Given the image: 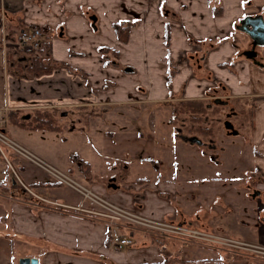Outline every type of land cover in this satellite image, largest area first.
<instances>
[{
    "label": "crops",
    "instance_id": "crops-1",
    "mask_svg": "<svg viewBox=\"0 0 264 264\" xmlns=\"http://www.w3.org/2000/svg\"><path fill=\"white\" fill-rule=\"evenodd\" d=\"M4 2L11 13L5 20L0 14L2 130L120 207L264 243V46L253 48L242 25L247 17L264 20V0ZM117 24L129 28L125 41L115 37ZM32 27L41 30V46L23 52L14 42ZM23 60H39L52 66L51 72L33 78L19 74L14 61L29 63ZM104 60L118 66L104 67ZM187 60H193V68ZM170 64L177 69L171 87ZM208 73L239 104L237 112L248 106L244 140L254 159L243 175L219 178L200 169L193 155L175 150L166 111L158 123L160 105L133 102L138 75L144 80L145 102L157 103L172 100L169 88L184 100L202 99L212 83ZM105 81L115 82L107 92ZM10 110L23 111V117L32 110L49 111L58 117L60 130L15 128L6 119ZM25 162L16 157L12 166L36 196L11 181L8 193L15 196L3 192L0 213L5 212L1 218L9 224L0 227L7 253L0 264H17L20 258H34L38 264H246L229 252L151 236L95 215L93 204ZM8 173L6 169L0 177ZM120 239L132 244H119ZM44 250L48 252L41 256ZM15 251L22 252L17 262Z\"/></svg>",
    "mask_w": 264,
    "mask_h": 264
},
{
    "label": "rangeland",
    "instance_id": "rangeland-1",
    "mask_svg": "<svg viewBox=\"0 0 264 264\" xmlns=\"http://www.w3.org/2000/svg\"><path fill=\"white\" fill-rule=\"evenodd\" d=\"M5 5H6V7H5ZM8 8H9L8 4H5L4 0L3 1L0 0V14H1V16H2L1 18H3V20H5V17L9 16L11 13L10 10H9V12H7ZM121 8L125 9L123 3L121 4ZM7 13H9V15ZM117 39H118V37H117ZM101 50L105 51L106 47L102 48ZM22 51L24 52V51H26V49L23 48ZM23 61L29 62V63H20L19 64V62L17 63L14 61L15 64H18V67L16 68V70L19 74L21 73L27 77L33 78V77L40 75L42 73L51 72L52 66H50V67L46 66V65L42 66L39 60H23ZM47 63H50V62L46 60V64ZM54 65H56V64H53V67H54ZM35 66H39L40 69L36 68ZM190 66L193 68L192 62H190ZM26 67H28V68L26 69ZM40 70H43V71L39 72ZM30 71H33L34 73L35 72H38V73L32 74ZM121 73H123V71ZM108 74H109L108 77L113 78V74H111L110 72ZM152 77H153V75H152ZM87 83H89V81ZM114 83L110 82V81H107L105 83L106 86H103V87H105L106 92L110 88H112ZM134 84H136V86H135L136 94L133 97V100H134L133 102L138 104L136 101L140 100V102H141L140 104H144L145 106L147 104H152V105L158 104V105H160L161 107L159 109L162 110V113H159V112L157 113V120H158L157 122L158 123H159V121H161V122L164 121V119H165V113L164 112L165 111H166V117H167L166 119L170 118V116H171V112H169L170 111V104H172V102L173 103L177 102L179 99H181V97H176L175 99L177 101L174 100V101H170V102H164V101H157V103H151L149 101L145 102V99L147 100V96L145 95V92L144 93L139 92L140 88L144 89V80H142L140 75L137 76V81ZM213 88H215L216 92L214 94H211V95L203 96L202 99H205L204 101L212 104V97H214V96L219 97L222 100H224L227 97L225 95L226 93H224V91L221 89L220 86L215 85L214 87H212V84H211V89H213ZM168 93L169 94L172 93L170 88L168 89ZM212 95H214V96H212ZM229 101L230 102H229L228 106H233V109L239 110V104H236L237 102L234 99L233 100L229 99ZM133 102H131V103H133ZM228 106H214L213 105L214 109H212L206 115L207 116L206 117V123L207 124H209V122H214V124L212 125V127H213L212 131H211L213 133H212V135H210L211 138L214 139V141L211 142L212 143L211 145H209L210 142H209L208 138H202L203 142L207 145L204 144L201 146H198L194 143H190L188 141H184V140L181 141L179 138H177V136L175 134L176 131L174 128L177 126H181L182 123L185 124V129H184L185 134H187L189 136L195 135V136L199 137L198 133H195V132L187 133L188 130H187L186 126L190 127V123H189V121H187V120H189L188 119L189 117L187 118V115H182V118H181V116L180 117L178 116L177 119L174 120V122H173L174 127L172 126V128H173L172 134H174V136H175V139L173 141L174 146H175V150L177 148H179V152L184 151V153L187 155H189V154L193 155L192 158H194V160H196V163L200 169L209 170L208 172L210 174L213 172V175H215L219 178L223 177L225 174H228V173L237 174V175H239V174L243 175V174L247 173V171L250 170L249 167L251 166V160L254 159L252 151H251V147L249 146V144H246V142L244 140L245 130H246V128H248V126H247L248 125L247 124V122H248V116H247L248 106L246 107V111L239 112L235 118L230 117V122L233 124V127L236 129L238 134L227 135L225 132L224 126H223V121L225 118V112H228V109H229ZM167 123H168V121H167ZM243 124H244V126H243ZM170 127H171V125H170ZM193 129H195V127ZM191 131H194V130H191ZM211 154L215 155V157L217 158V159L215 158L216 161L214 162V165H212L213 160L212 161L210 160ZM12 164H13V161H11V165ZM6 169H7V167H6L4 160H2L0 158V172H4ZM201 173L209 175L207 172H201ZM5 182L0 183V199H2L3 197H6L5 195H3V192H6L9 196H12V197L15 196L14 194L8 193L9 191L7 189L8 188L7 186H12L10 184V181L8 180ZM17 187H20V186L18 185ZM58 187L65 190L66 192L68 190H72L66 186L64 187V186L59 185ZM72 191L75 192L74 190H72ZM79 197H80V195H79ZM128 210H130V209H128ZM130 211L141 214L138 211H134V210H130ZM3 214H5V212L0 213V227L3 225L4 222H7V220L4 221V219L1 218L3 216ZM141 215H144V214H141ZM166 221H168V220H166ZM169 222H173V221H169ZM175 222H173V223H175ZM7 223L9 224V221ZM180 224H182V223H180ZM188 224H189L188 222L185 223V226L187 228L189 226ZM190 228L199 229L200 231L203 230L202 232H205V233L210 234V235H214L216 238V242L213 243V245H214L213 249H215V251L221 252V254H222V252H224V253L228 252V244L227 243H229L228 241L225 242V240H223L222 238L226 237L229 239H235V238L224 236L218 232H213V231L208 230L206 228L200 229L198 227L194 228L192 226H190ZM0 231L2 232V230H0ZM0 235L2 236V234H0ZM4 236L5 235L0 237L1 238L0 240H4L5 239ZM246 243L254 244V242H247V241H246ZM1 244L2 243L0 242V262L2 261V259L6 258L5 255L7 256L6 247L2 246ZM30 250L31 249H25V251H23V252H27V251L31 252ZM46 252H48V251L44 250V252H39V253L41 256H43L46 254ZM20 254H22V252L15 251V253L12 255L13 260L15 262H17V258L19 257ZM232 256H233V258H241L242 257L240 255H235V254H233ZM236 260H241L242 263H246V264H250L249 261H252V260H249V259H246L243 257L241 259H236ZM4 264H6V263H4ZM225 264H229V263H227V261H226Z\"/></svg>",
    "mask_w": 264,
    "mask_h": 264
},
{
    "label": "built area",
    "instance_id": "built-area-1",
    "mask_svg": "<svg viewBox=\"0 0 264 264\" xmlns=\"http://www.w3.org/2000/svg\"><path fill=\"white\" fill-rule=\"evenodd\" d=\"M41 39V30L37 27H32L31 29L22 30L14 44L18 47L32 51L40 48L42 42ZM16 157L22 159L23 162L26 161L27 163L37 166L44 170L55 182L74 190L80 195L82 201H88L97 208V210L94 211L95 215L104 217L111 222H124L130 224L133 227L144 230L151 236H164V238L180 242H188V244L192 243L206 248H214L213 243L216 242L214 235L202 232L203 230L200 231L199 229L190 228V226L187 228L185 224L173 223L166 220L162 221L120 207L104 199L101 195L99 196V194L89 187V184L76 179L74 175L68 171L48 164V162L46 163L45 160L18 143L0 128V158L4 160L6 167L9 170L7 175H1L0 183L5 182L8 178V180L14 183V185H19L26 192L35 197L36 195L24 185L11 165V161ZM222 239L225 240V242H229L227 243L228 252L232 255H252L253 257L264 256V248H251L249 245L252 244L246 243L243 240L229 239L226 237ZM119 244L130 246L132 242L129 239H120Z\"/></svg>",
    "mask_w": 264,
    "mask_h": 264
},
{
    "label": "trees",
    "instance_id": "trees-1",
    "mask_svg": "<svg viewBox=\"0 0 264 264\" xmlns=\"http://www.w3.org/2000/svg\"><path fill=\"white\" fill-rule=\"evenodd\" d=\"M116 37L120 38L125 41L126 40V34L129 31L128 26L127 27H121L120 24H117L114 26ZM165 35V44L169 46V34L166 31ZM106 51V50H105ZM111 52V51H110ZM104 55V54H103ZM112 60H104L103 65L104 67H113L118 66L117 64L114 65ZM38 68V66H35ZM43 70H40L41 72ZM32 74L33 71H30ZM38 72H35L34 74H37ZM168 86H170V80L171 76L169 74L168 76ZM21 110H10L7 113V121L9 124L13 125L15 128L18 129H28V130H49V131H57L60 130V128L57 126L58 117L56 118L51 112L46 110L40 111V110H32L27 116H22ZM170 112L171 116L168 120V123L174 127L173 122L177 119V117L182 115H187V118L190 123V127L186 126L187 133L190 132H196L201 134L202 136H207L208 134L212 135L213 132L212 129H208L205 125V116L208 113V110L206 108V101L204 100H182L177 101L175 103L172 102L170 104ZM188 125V124H187ZM195 127V129H193ZM194 130V131H191ZM74 163L77 164L79 169L83 168V163L78 160L77 157L74 158Z\"/></svg>",
    "mask_w": 264,
    "mask_h": 264
},
{
    "label": "flooded vegetation",
    "instance_id": "flooded-vegetation-1",
    "mask_svg": "<svg viewBox=\"0 0 264 264\" xmlns=\"http://www.w3.org/2000/svg\"><path fill=\"white\" fill-rule=\"evenodd\" d=\"M192 62L193 60H187V62L189 63V65H190V62ZM193 65V64H192ZM169 70H168V76H169V74H170V76H171V78H173V76L177 73V69L176 68H174L173 66H171V64L169 65ZM127 69L129 70L128 72H131V69L130 68H128V67H123V71H127ZM207 77H208V80L210 81V83L212 82L213 83V86L212 87H214L215 85H216V81H215V79L213 78V76L212 75H210L209 73H208V75H207ZM169 78V77H168ZM168 78H167V82H168ZM170 83H171V80H170ZM211 83V84H212ZM103 87V86H102ZM169 87H171V84H170V86ZM142 91V92H141ZM139 92L140 93H143V92H145V90L144 89H142V88H140L139 89ZM216 92V90H213V89H211V87H208L207 88V90H206V92H205V96H207V95H211V94H214ZM170 96H171V98H173L172 100H170V101H174V100H176L175 98L176 97H180L179 95L178 96H175V94L174 93H171V94H169ZM169 96V97H170ZM212 96H214V95H212ZM216 96H214V97H212V100H213V98H215ZM227 101H228V104L226 105V106H228L229 105V99L226 97L225 98ZM182 100H184V99H179L178 101H182ZM187 100V99H186ZM195 100V99H194ZM199 100H205V99H199ZM177 101V100H176ZM210 105V106H209ZM214 106H216V105H214ZM229 107V109H228V112H225V118H224V121H223V123L225 122V121H229L230 122V117H233V118H235L236 117V115L239 113V112H237L235 109H233V106H228ZM206 108H207V110H208V112H210L212 109H214L213 108V103L211 104V103H209V102H206ZM239 111V110H238ZM207 115V114H206ZM206 117L207 116H205V119H206ZM231 123V122H230ZM214 124V122H209V124H207L206 123V120H205V125H206V127L208 128V129H212L213 127H212V125ZM232 124V123H231ZM232 126H233V124H232ZM175 129V131H176V136H177V138H179L181 141L182 140H184V141H188V138H190V137H195V138H197L200 142H201V144H197L198 146H201V145H204L205 143L203 142V140H202V138H208V140H209V142H210V144L209 145H211L212 143V141H214V139H212L211 138V136H210V134H208L207 136H202L201 134H199V137L198 136H195V135H193V136H189V135H187V134H185L184 133V129H185V124L184 123H182L181 124V126H177V127H175L174 128ZM233 129H235L234 127H233ZM225 132H226V134L228 135V133H227V131L225 130ZM196 133V132H195ZM189 142V141H188ZM195 144V143H194ZM205 145H207V144H205ZM211 158V159H210ZM210 160H215V155H210ZM217 159V158H216ZM250 187V186H249ZM246 242V241H245ZM251 248H256V249H258V247H261V248H264V243H262V242H254V244H252V245H249ZM232 256V255H231ZM243 258H246V259H249V260H259V261H264V256H262V257H253L252 255H248V256H242ZM241 257V258H242Z\"/></svg>",
    "mask_w": 264,
    "mask_h": 264
},
{
    "label": "water",
    "instance_id": "water-1",
    "mask_svg": "<svg viewBox=\"0 0 264 264\" xmlns=\"http://www.w3.org/2000/svg\"><path fill=\"white\" fill-rule=\"evenodd\" d=\"M91 20L92 22H94L95 17H91ZM242 25L244 26L243 31L253 42V48L255 46H264V20L261 17L257 16L254 17V19L250 17L244 18ZM212 103L216 106H226L228 104V101L226 99L222 100L219 97H215L213 98ZM223 126L228 135L238 134L236 129H233V126L229 121H225L223 123ZM188 141L190 143H195L196 145L201 144V142L195 137L188 138ZM17 264H38V262L34 258H20Z\"/></svg>",
    "mask_w": 264,
    "mask_h": 264
}]
</instances>
